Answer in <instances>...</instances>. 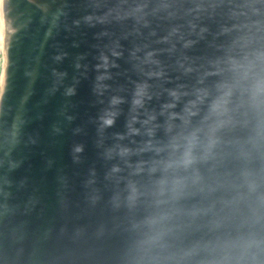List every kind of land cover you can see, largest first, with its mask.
<instances>
[{
    "label": "water",
    "instance_id": "obj_1",
    "mask_svg": "<svg viewBox=\"0 0 264 264\" xmlns=\"http://www.w3.org/2000/svg\"><path fill=\"white\" fill-rule=\"evenodd\" d=\"M0 264H264V0H0Z\"/></svg>",
    "mask_w": 264,
    "mask_h": 264
},
{
    "label": "rangeland",
    "instance_id": "obj_2",
    "mask_svg": "<svg viewBox=\"0 0 264 264\" xmlns=\"http://www.w3.org/2000/svg\"><path fill=\"white\" fill-rule=\"evenodd\" d=\"M4 64V51L0 53V80L2 76V65Z\"/></svg>",
    "mask_w": 264,
    "mask_h": 264
},
{
    "label": "bare ground",
    "instance_id": "obj_3",
    "mask_svg": "<svg viewBox=\"0 0 264 264\" xmlns=\"http://www.w3.org/2000/svg\"><path fill=\"white\" fill-rule=\"evenodd\" d=\"M3 51H5V50H3ZM3 51H1V52H3ZM1 52H0V53H1ZM1 83H2V76H1V80H0V86H1Z\"/></svg>",
    "mask_w": 264,
    "mask_h": 264
}]
</instances>
